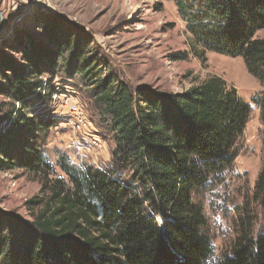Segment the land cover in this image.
<instances>
[{
    "label": "trees",
    "instance_id": "trees-1",
    "mask_svg": "<svg viewBox=\"0 0 264 264\" xmlns=\"http://www.w3.org/2000/svg\"><path fill=\"white\" fill-rule=\"evenodd\" d=\"M168 1L195 56L240 57L264 87V39L255 38L264 0ZM53 20L42 26L50 49L19 48L25 66L0 54V96L12 105L0 132V172L22 169L40 186L24 202L28 218L0 212V264H212L206 221L191 196L233 165L250 106L219 77L183 93L132 90L91 57L92 41ZM60 60L93 88L109 119L112 170L63 155L52 165L43 155L37 136L55 122L27 109L46 91L40 76L55 74ZM252 102L264 127V92ZM253 197L264 208V151ZM215 264H264V231L243 234Z\"/></svg>",
    "mask_w": 264,
    "mask_h": 264
},
{
    "label": "rangeland",
    "instance_id": "rangeland-1",
    "mask_svg": "<svg viewBox=\"0 0 264 264\" xmlns=\"http://www.w3.org/2000/svg\"><path fill=\"white\" fill-rule=\"evenodd\" d=\"M42 1L0 0V54L25 66L19 48L36 44L50 49L42 26L54 19L62 28L69 27L92 41L91 57L132 90L183 93L210 77H219L236 90L251 111L235 146L234 163L205 189L194 192L192 203L201 207L206 221L201 232L210 241L212 264L229 255L243 234L256 238L262 233L264 208L254 200L253 192L262 165L264 127L252 101L264 92V87L248 74L242 58L209 51L202 58L195 56L185 22L172 1ZM255 38L264 39V29ZM59 63L55 74L40 76L42 91L45 87L46 91L41 101L27 109L29 117L38 115L55 122L37 136L44 157L52 165L63 155L76 166L114 169V136L93 88L78 74L67 72L61 60ZM0 109L3 133L10 125L12 105L1 96ZM54 170L65 178L57 167ZM39 189L38 181L22 169L0 172V212L28 218L24 202Z\"/></svg>",
    "mask_w": 264,
    "mask_h": 264
},
{
    "label": "water",
    "instance_id": "water-1",
    "mask_svg": "<svg viewBox=\"0 0 264 264\" xmlns=\"http://www.w3.org/2000/svg\"><path fill=\"white\" fill-rule=\"evenodd\" d=\"M0 17H1V12H0ZM2 27H3V21L1 20V22H0V33H1V30H2Z\"/></svg>",
    "mask_w": 264,
    "mask_h": 264
},
{
    "label": "built area",
    "instance_id": "built-area-1",
    "mask_svg": "<svg viewBox=\"0 0 264 264\" xmlns=\"http://www.w3.org/2000/svg\"><path fill=\"white\" fill-rule=\"evenodd\" d=\"M39 1H42V0H32V2H39ZM43 1H44V0H43ZM43 1H42V2H43Z\"/></svg>",
    "mask_w": 264,
    "mask_h": 264
}]
</instances>
